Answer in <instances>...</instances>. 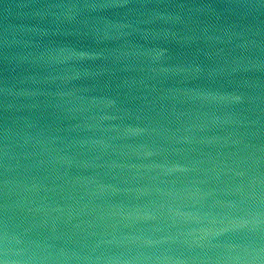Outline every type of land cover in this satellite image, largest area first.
<instances>
[{"label": "water", "instance_id": "water-1", "mask_svg": "<svg viewBox=\"0 0 264 264\" xmlns=\"http://www.w3.org/2000/svg\"><path fill=\"white\" fill-rule=\"evenodd\" d=\"M0 264H264V0H0Z\"/></svg>", "mask_w": 264, "mask_h": 264}]
</instances>
